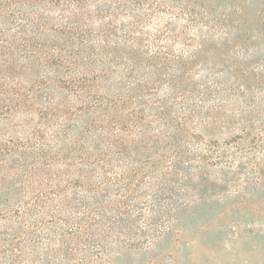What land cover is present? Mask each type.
<instances>
[{"label": "rangeland", "instance_id": "rangeland-1", "mask_svg": "<svg viewBox=\"0 0 264 264\" xmlns=\"http://www.w3.org/2000/svg\"><path fill=\"white\" fill-rule=\"evenodd\" d=\"M0 102V264H264V0H0Z\"/></svg>", "mask_w": 264, "mask_h": 264}, {"label": "trees", "instance_id": "trees-1", "mask_svg": "<svg viewBox=\"0 0 264 264\" xmlns=\"http://www.w3.org/2000/svg\"><path fill=\"white\" fill-rule=\"evenodd\" d=\"M14 1H20V0H14ZM52 1H54V0H52ZM57 1H59V0H57ZM0 103H1V102H0ZM83 178H84V177H83ZM79 181H80L81 187H82V186H84V187L86 186V185H85V180L82 179V180H79Z\"/></svg>", "mask_w": 264, "mask_h": 264}]
</instances>
